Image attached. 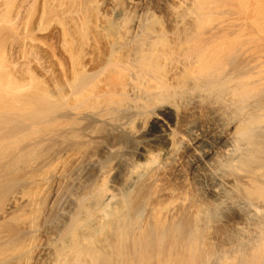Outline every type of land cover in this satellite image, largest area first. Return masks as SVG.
<instances>
[{
    "label": "bare ground",
    "instance_id": "6f19581e",
    "mask_svg": "<svg viewBox=\"0 0 264 264\" xmlns=\"http://www.w3.org/2000/svg\"><path fill=\"white\" fill-rule=\"evenodd\" d=\"M194 1L170 37L139 0H110L137 29L100 69L0 107V264H264V61L247 35L264 0ZM212 11L251 30L207 31Z\"/></svg>",
    "mask_w": 264,
    "mask_h": 264
},
{
    "label": "rangeland",
    "instance_id": "374dc122",
    "mask_svg": "<svg viewBox=\"0 0 264 264\" xmlns=\"http://www.w3.org/2000/svg\"><path fill=\"white\" fill-rule=\"evenodd\" d=\"M8 1V5L15 8V10L13 9L6 13L2 9L7 6ZM8 1H0L1 8L6 4L2 9L0 8V107H6L8 102L13 99L17 100L20 97L33 98L34 95L41 96L49 92L55 93V96L59 93L63 96L66 91L64 87L66 86V82L68 79L72 80L75 76L74 70L85 68L86 72H91L90 70L100 69L98 66L108 55L110 40H112L115 31L121 29L123 33L127 32L126 34H130L132 31L135 33L137 29L134 20L123 21L125 22L123 24L122 22H118L117 16L111 9L110 0ZM1 2L4 4L3 6H1ZM139 2L143 7L148 6L152 11L154 19L152 18L153 22L151 23L156 26L150 23L151 26L157 27L156 29L161 30L164 34L165 32L166 34H170V37L173 35L172 30L174 33H177L182 27L187 25L188 20L189 22L193 21L194 17H196L195 20L198 19L196 12H193L194 10L196 11L195 5H197V2L195 3L194 0H139ZM119 3L121 7L125 5L124 0H119ZM12 11L14 12L12 13ZM212 12H208L210 14H208L209 16L207 15V18H201L203 20L202 24L207 31L216 28V26L218 27V25L220 26V24H228L229 22L230 25L232 23L230 20H235V23H237L238 17L241 19L239 22L244 21L245 14L241 15L243 18L235 16L236 14L239 15L238 12L233 13V16H228V14L222 16L223 14L220 11ZM214 12H220L221 15ZM204 13H207V11H204ZM204 16L202 15L201 17ZM245 16V18H248V20L244 18L245 22L247 21L248 24H251L249 23V17ZM255 16V21L257 20L255 22L256 26L254 25V29L246 34L249 35L250 32H253L255 33L253 36H258V38L256 37L257 40L255 38L256 42L259 41L257 42V47L254 46L257 55L254 54V56L257 59L260 58L259 60L263 62L264 14L257 13ZM204 22L207 24L205 25ZM243 24L241 23V27L239 24L238 27H240L239 29L243 28L244 33L247 30H251L249 29L251 26L246 28L247 24L245 27H242ZM234 25L236 26V24ZM255 27L258 33L255 31ZM233 28L234 31L238 30L235 27ZM234 31L232 35L235 38L231 35L234 38V43L238 41V38L239 40L245 38V34L242 36L243 31L242 33L239 30L237 32ZM235 33L241 34L240 37H237ZM247 35L245 39H247ZM167 36L165 42L171 39L167 38ZM237 43L240 42L238 41ZM122 52L123 50L121 53L119 52V55H122ZM70 74L73 77H70ZM103 76L102 72V75L98 76L97 80H99V77L104 78ZM59 87L62 91L64 88V92H59ZM191 120L193 119L191 118ZM134 128L136 129L135 125ZM196 135L200 137L207 136V130H194V136ZM48 153L50 155L52 152H46V155ZM64 158L68 160L70 156L67 155ZM66 159L63 160L67 161ZM11 164L10 157H0V166ZM112 175V172L107 174V180H105L108 182L107 184L114 182V175ZM7 181V177L0 178V187L4 186ZM188 183L191 184V187L193 186L192 189L195 193L204 190L202 185H195L191 176L188 178ZM221 219L219 221L216 220L212 225L215 229L221 230L224 224V226L228 225Z\"/></svg>",
    "mask_w": 264,
    "mask_h": 264
}]
</instances>
